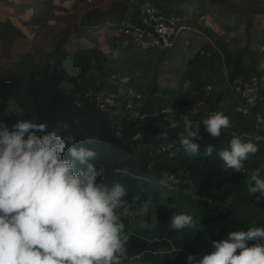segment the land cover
Instances as JSON below:
<instances>
[{"label": "trees", "instance_id": "1", "mask_svg": "<svg viewBox=\"0 0 264 264\" xmlns=\"http://www.w3.org/2000/svg\"><path fill=\"white\" fill-rule=\"evenodd\" d=\"M248 1L241 7L224 0H114L109 10L86 4L78 21L53 36L49 51L36 48L0 66V125L11 129L25 119L47 122L48 131L67 125L62 135L96 152L91 162L104 170L98 182L125 186V203L115 210L128 238L121 262L141 256L144 264H188V255L199 260L212 253V241L231 231L264 227V199L248 192L254 169L264 178V144L248 138L264 135V127L256 129L258 116L264 119V29L257 25L264 8L256 3L264 0ZM146 4L178 20L182 30L171 48H146L126 34L142 25ZM35 16L31 24L41 28L44 18ZM206 18H212L204 31L209 42L188 56L187 35ZM236 31L244 45L232 48L229 35ZM26 39L23 27L0 13V46ZM82 40L91 46L82 48ZM164 77L173 82L162 85ZM244 92L257 97L248 115L237 112L248 106ZM186 108L193 128L200 124L197 153L179 144L184 123L176 112ZM212 112L230 120L218 138L202 123ZM162 131L167 140L158 138ZM233 137L258 146L240 173L224 168L218 155L230 150ZM180 213L193 217L192 227H171Z\"/></svg>", "mask_w": 264, "mask_h": 264}, {"label": "clouds", "instance_id": "2", "mask_svg": "<svg viewBox=\"0 0 264 264\" xmlns=\"http://www.w3.org/2000/svg\"><path fill=\"white\" fill-rule=\"evenodd\" d=\"M181 119L184 132L179 144L186 152L197 153L194 139H201L200 124L194 129L187 115ZM202 123L216 138L230 126L223 113H214ZM67 127L48 131L47 122L30 119L11 129L0 125V264H121L128 238L122 236L125 225L115 210L123 207L126 188L98 182L104 170L91 162L96 152L74 146V135L61 134ZM158 138L167 140V133L162 131ZM212 151L209 146L205 155ZM257 151L251 141L233 137L230 150L218 155L224 168L240 173L249 154ZM248 192L256 195L257 202L264 199L261 169L251 172ZM149 203L145 202L143 212ZM192 226L191 215L172 216L174 230ZM212 244L215 251L199 260L190 254L188 264H264V227L231 231Z\"/></svg>", "mask_w": 264, "mask_h": 264}, {"label": "rangeland", "instance_id": "3", "mask_svg": "<svg viewBox=\"0 0 264 264\" xmlns=\"http://www.w3.org/2000/svg\"><path fill=\"white\" fill-rule=\"evenodd\" d=\"M73 1V2H72ZM114 0H100L92 7H99L102 10H109ZM230 5L236 6H251V2L248 0H224ZM0 8L3 12L9 13L13 18L18 19L19 25H21L27 34V39L19 43L14 44L11 48L5 50L0 46V66L9 65L18 60L20 55L31 52L36 48H43L50 50L53 36L62 31L63 28L71 26L74 22L79 20V17L83 14L84 9L88 7L86 3L81 0H60L57 2L48 0H20L18 6L13 5L9 0L0 1ZM257 6L264 8V1L256 3ZM37 15V16H35ZM44 18V22L41 28H37L31 24L33 17ZM212 18H206L199 23L200 28L197 31L191 32L187 35L190 39L191 46L187 48L188 56L193 55L203 45L209 42L208 38L204 35V31L208 25L212 24ZM257 25L260 30L264 29V12L257 18ZM244 34L242 31H236L229 35V39L232 42V48L244 45ZM76 43V42H75ZM72 42V46L76 47V44ZM82 48H88L91 45L82 40ZM70 45V46H71ZM260 42H257V46ZM69 48V46H68ZM173 82L172 78L164 77L161 80L162 85H169ZM121 264H127L121 262Z\"/></svg>", "mask_w": 264, "mask_h": 264}, {"label": "built area", "instance_id": "4", "mask_svg": "<svg viewBox=\"0 0 264 264\" xmlns=\"http://www.w3.org/2000/svg\"><path fill=\"white\" fill-rule=\"evenodd\" d=\"M53 2H57L60 0H50ZM86 4L93 6L94 3L100 1V0H82ZM20 0H13V3L18 5ZM142 25L136 26V27H129V29L126 30V34L130 35L133 40L142 45L143 47L149 48V47H157L160 49H169L173 46V40L176 37V35L182 30L181 27H179L178 20L175 17H166L164 16L159 9H157L155 6L151 4H146L142 8ZM186 44L189 46L190 43L187 41ZM260 53L262 54V63L261 68H264V45H261L259 47ZM207 91H210V88L207 89ZM243 97L246 99L248 106L247 107H239L237 108V112L241 113L243 115H248L250 111V106H254L257 103V97L255 94L251 92H244ZM190 113V110L188 108L184 109L183 111H177V116L187 115ZM214 113H220V112H212L210 116ZM222 113V112H221ZM209 116V117H210ZM208 119V118H207ZM264 119L261 116H258V126L256 129H261L264 127L263 122ZM204 126L205 132L206 126ZM249 139L255 140L257 142H260L264 144V135L254 133L253 135L248 136ZM163 150L166 151V147H163ZM127 264H144L141 261V256H137L134 258H131Z\"/></svg>", "mask_w": 264, "mask_h": 264}, {"label": "crops", "instance_id": "5", "mask_svg": "<svg viewBox=\"0 0 264 264\" xmlns=\"http://www.w3.org/2000/svg\"><path fill=\"white\" fill-rule=\"evenodd\" d=\"M0 1H2V0H0ZM10 1V3L11 2H13V0H9ZM23 1V0H22ZM73 2V1H72ZM1 3V2H0ZM2 4V3H1ZM13 5H15V6H18V5H16V4H14V3H12ZM1 6V5H0ZM0 13H1V16H2V18H4V19H8V20H10V21H12V22H14V23H19V21H18V19H16V18H13V16L11 15V14H7V13H5V12H3L2 11V9L0 8ZM19 25V24H18Z\"/></svg>", "mask_w": 264, "mask_h": 264}]
</instances>
